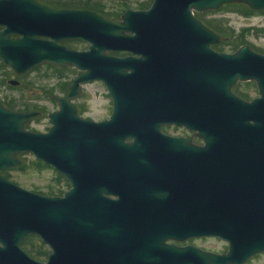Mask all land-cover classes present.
I'll use <instances>...</instances> for the list:
<instances>
[{
  "label": "water",
  "instance_id": "95a60500",
  "mask_svg": "<svg viewBox=\"0 0 264 264\" xmlns=\"http://www.w3.org/2000/svg\"><path fill=\"white\" fill-rule=\"evenodd\" d=\"M230 4L264 11V0H153L148 10H127L112 22L51 10L36 0H0V60L6 67L17 74L42 64L85 70L64 98L53 96L61 108L49 115L48 134L25 129L40 113L14 112L0 104V172L18 168L21 155L33 154L71 184L62 197L50 198L0 175V264H41L20 248L29 236L49 248L44 264H246L264 255V54L247 45L232 55L215 53L210 46L221 36L195 16ZM65 32L98 51L91 47L80 54L58 46ZM13 34L20 38L11 39ZM146 46L145 55L140 47ZM120 49L141 57L104 55ZM203 78L210 114L209 133L199 135L204 145L162 136V124L191 128L193 87L203 85L197 81ZM93 80L103 81L114 99L111 118L101 123L67 114H73L67 102ZM249 80L257 83L260 98L248 104L229 89ZM171 90L175 107L145 104L155 99L151 93ZM158 148L229 154L219 156L225 159L221 165L211 157L207 166L194 170L188 199L170 201V210H159L164 215L149 216L142 206L147 192L170 190L177 199L186 190L166 185L174 179L145 177L153 170L140 166V151ZM204 238L224 241L227 251L168 243Z\"/></svg>",
  "mask_w": 264,
  "mask_h": 264
},
{
  "label": "flooded vegetation",
  "instance_id": "af4514ba",
  "mask_svg": "<svg viewBox=\"0 0 264 264\" xmlns=\"http://www.w3.org/2000/svg\"><path fill=\"white\" fill-rule=\"evenodd\" d=\"M36 3H38L42 7L55 10V11L64 10V11L90 13L92 15H95L97 17H100L102 19L109 20L112 22H119L122 14L127 10H131L127 8H124V9L121 8V10L108 11L105 9V6L103 4H100V3L98 4L94 0H36ZM138 7L140 8V6ZM149 8L148 7L146 8V6H144V8H140L139 10H132V11H145V10H148ZM119 11H121V14ZM3 30H4V27H0V32ZM63 36L64 38L60 39L56 44L66 49L67 51L82 54V53L88 52L91 47L95 51H98V48H95L93 44H91L89 41L77 38L72 33L65 32ZM10 38L18 39L20 38V36L13 34L10 36ZM40 40L47 41V42L54 41L52 38H48V37H40ZM238 40L239 39L236 37H221L220 42L218 44L210 46V50L214 51L217 54L232 55L236 53L241 47L244 46L242 44H238V45L233 44L234 42H237ZM147 48H148L147 46L140 47L142 54H145V55L147 54V51H146ZM249 48L252 51L257 52L256 50L252 49L250 46ZM136 50H138V48H136ZM104 55L110 58L117 59V60L126 59V58L138 59L139 57H141L140 54H133L130 50H127V49L126 50L120 49L117 51L116 50H105ZM40 68L52 70L53 73L59 74V76L62 79L63 77H66V76L71 77V79L69 80V82H63L60 85V87L58 88V94L52 91H49L50 89L47 91L43 90L42 93L32 94V97L37 98L35 102L36 104L35 103L30 104L24 99L20 101H17L14 99H11L10 101L0 100V104H2V106L5 109L14 111V112L24 113V112L32 111V112L40 113L41 116L37 119H34L30 123H28L25 126V129L29 131L28 127L31 124L35 122H39L40 120H45L47 127L42 133L48 134L52 128L49 115L58 112L61 108L60 102L54 100L53 96H59L61 98H64L68 92L71 81L75 79L79 74L84 73L85 70L78 69L77 67L72 66V65H67L63 68L58 69L48 64H42V65L35 67L34 69H31L30 71L24 74H17L12 69L6 67L0 60V86L6 85L7 87H10V88H22L20 81L23 80L26 76L30 75V73L34 72L35 70H39ZM128 73H130V71H128ZM12 81L18 82V84H16L15 86L12 85L11 84ZM197 81L203 83V85L200 83L201 85L193 87V89L197 91L193 93L192 99H191L192 108H191V114L189 113L190 114L189 123H191V125L190 124L189 125L191 128L188 129L185 126L178 127L174 124H162L159 127V132L164 137L173 138V139H182L184 141H187V143L189 145L191 144L192 146H203L204 143L202 139H200L199 135L201 134L205 135L209 133L210 114L208 113V106H207L209 94L206 93L207 86H205V82L207 81V79L206 78L197 79ZM93 84H101V86H103V88L106 90L107 99L109 100V108H108L107 117L100 121H95L89 116H85L89 108L86 104L81 103V101L84 98L85 87H87L88 85H93ZM202 88L203 90H201ZM229 91L236 99L244 103H248V104L260 98V93H259L257 83L253 80H249L245 82L239 81L233 84L230 87ZM153 96L155 97L154 100L145 102V104H147V102L151 104L149 105V107H155L161 110L165 107H175V104H177V100L175 99V96L173 95L172 90L168 91L167 94L165 93L158 94L155 91L151 93L150 98H152ZM157 96H159V98ZM41 98L44 99L43 102L49 103L51 105L49 109H47L45 106L40 104L39 101L41 100ZM67 104L70 108V111L73 113V114H70V112H67L69 116L73 115L74 117L80 120L90 121L94 123H101V122L108 121L111 118L113 110H114V99L111 96L105 83L100 80H93L89 83L81 84L78 96L77 97L74 96L72 100L67 102ZM143 118H146V116H144ZM200 124L203 125L202 131H201ZM30 132L39 133L35 131H30ZM140 152L142 156V158L140 159V166L144 170H147V169L153 170V173H148L145 175L146 178L174 179V181L166 182V185L175 186L179 188V190L186 188V190H180V192L183 195L180 197L177 196L178 197L177 199H174L175 197L171 196L170 190H163L162 195L156 194L155 192H147L146 197L144 199L145 202L142 206H144V209L146 211L145 214L149 216H157L161 213V211L159 210L163 211L165 208H169L170 210L171 205L168 204L170 201L179 200V199H183V200L188 199L189 197L185 193H188V188L194 185V182H193V178L195 175L194 170L198 171V168L207 166L210 162L211 157L212 159H214L215 162H217L216 165H221V163L223 164L225 159L219 158V156H225L229 154L227 152L211 151L207 149H203V150L189 149V148L144 149V150H141ZM29 155H32L33 158L35 159L33 154H29ZM37 162H39L40 164L44 166L43 168L40 167L41 169H45V170L50 169L56 173L55 174L56 175V179H55L56 185L47 187V192L45 194L46 197H50V198L62 197L67 192V191L63 192V187H66L68 188V190H70L71 184L64 175L58 173L54 169V167H52L51 165H47L36 159L33 160L32 164L38 167L36 165ZM21 166H19L18 168H20ZM49 192H54V195L48 194ZM108 198L114 201L117 200V197H113V196H109ZM166 212H168V210H166ZM165 214L173 215V213L171 212L165 213ZM160 215H164V214L162 213ZM32 237H35V236H32ZM35 239L38 241V243L42 244L38 237H35ZM191 241L193 240H187L183 243H180V242H168V243L173 244L177 247H184V246L190 245L189 242ZM45 247L46 249L48 248L47 246ZM20 248H21V245H20ZM24 252L26 253L28 257L34 260V258H32L26 251ZM49 254L50 252H48V254L45 257L48 258ZM47 258H46V261H47ZM34 261L41 263V264H44L46 262V261H38V260H34Z\"/></svg>",
  "mask_w": 264,
  "mask_h": 264
},
{
  "label": "rangeland",
  "instance_id": "374dc122",
  "mask_svg": "<svg viewBox=\"0 0 264 264\" xmlns=\"http://www.w3.org/2000/svg\"><path fill=\"white\" fill-rule=\"evenodd\" d=\"M98 4H103L105 9L121 10L124 8L131 10H139L138 6L150 7L152 0H94ZM121 14V11H119ZM205 19H224L227 21L229 28L235 33L241 32L244 28H257L264 27V15L255 14L251 17H243L239 14L232 12H223L220 9L217 11H210L203 13ZM248 45L257 52L264 54V38H256L254 36H248L246 38ZM63 77V76H62ZM71 77L59 76V74L53 73L52 70L40 68L30 73L23 80L20 81L22 88H10L6 85L0 86V100L10 101L11 99L20 101L26 100L28 103L33 104L37 98L32 97L34 93H42L43 90H49L58 94V88L63 82H69ZM43 98L39 101L41 105L47 109L50 108V104L43 102ZM81 103L86 104L89 108L85 116H89L95 121H100L107 117L109 100L107 99V92L101 86V84L88 85L84 89V98ZM36 104V103H35ZM47 124L45 120L35 122L28 127L29 131H35L42 133L46 129ZM25 166L23 169H10L7 170L9 178H6L12 184L30 192L38 193L39 195L46 196L47 187L56 185V173L50 169H40L32 164V155L25 154L20 156ZM36 190V191H34ZM68 191V188L63 187V192ZM190 245L200 248L205 251L222 254L227 251V244L224 241L215 238H204L199 240H193L189 242ZM50 252L49 248H47ZM47 257H42L38 261H46ZM34 260H37L34 258ZM246 264H264V255H257L250 259Z\"/></svg>",
  "mask_w": 264,
  "mask_h": 264
},
{
  "label": "trees",
  "instance_id": "16d2710c",
  "mask_svg": "<svg viewBox=\"0 0 264 264\" xmlns=\"http://www.w3.org/2000/svg\"><path fill=\"white\" fill-rule=\"evenodd\" d=\"M140 8L142 5H140ZM223 12H232L239 14L243 17H251L255 14H261L264 15V11L262 12H253L249 8H247L244 5L240 4H230V5H225L221 9ZM195 16L209 29L214 31L216 34H218L221 37H236L239 40L237 42H234L233 44L238 45V44H248L246 41V38L248 36H254L256 38H264V27H257V28H244L241 30L239 33H235L231 28H229L228 23L224 19H205L204 14H195ZM36 165L40 167H44L42 164L39 162L36 163ZM25 166L22 165L18 169H23ZM41 169V168H40ZM0 175L3 176L4 178H9V173L7 171L0 172ZM36 191V190H34ZM48 194L54 195V192H49ZM21 248L26 251L32 258H35L39 260L40 258H44L47 254L48 251L45 246L42 244L38 243V241L35 239V237L29 236L21 244Z\"/></svg>",
  "mask_w": 264,
  "mask_h": 264
}]
</instances>
